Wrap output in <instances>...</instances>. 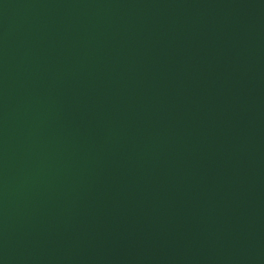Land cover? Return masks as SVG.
<instances>
[{"label": "water", "instance_id": "95a60500", "mask_svg": "<svg viewBox=\"0 0 264 264\" xmlns=\"http://www.w3.org/2000/svg\"><path fill=\"white\" fill-rule=\"evenodd\" d=\"M0 264H264V0H0Z\"/></svg>", "mask_w": 264, "mask_h": 264}]
</instances>
